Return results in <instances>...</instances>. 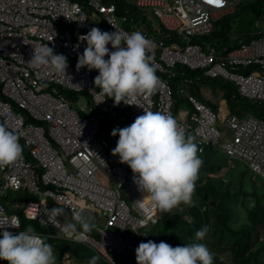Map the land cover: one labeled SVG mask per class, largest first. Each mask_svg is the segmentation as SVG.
I'll use <instances>...</instances> for the list:
<instances>
[{
    "label": "built area",
    "instance_id": "1",
    "mask_svg": "<svg viewBox=\"0 0 264 264\" xmlns=\"http://www.w3.org/2000/svg\"><path fill=\"white\" fill-rule=\"evenodd\" d=\"M244 1L0 0V123L18 134L23 148L20 161L0 167V223L11 227L19 218L20 227L7 230L22 231L23 216L46 229L36 231L39 235L82 244L104 264H136L119 262L116 256L134 255L163 212L138 189L131 169L111 154L118 136L110 133L144 111L171 114L185 134L194 137L198 154L216 147L226 155L228 167L234 159L242 160L253 179H264V120L230 113L223 121L226 130L220 129L217 112L192 94H186L191 105L187 117L174 112L171 80L179 67L198 73L189 77L181 71L180 93L200 78H221L232 83L240 97L264 105V31L247 42L239 38L227 52L210 45L203 49L192 41ZM92 27L141 31L153 42L149 54L161 81L156 93L138 97L132 101L135 105L114 106L94 85L97 70L77 71V57L86 47L78 38ZM46 44L67 57L66 75L71 79L51 66L37 69L27 63L33 48ZM107 47L111 50L110 44ZM81 93L88 95L87 110L71 104ZM20 192L37 200H19ZM53 207L65 209L66 215L57 217L60 223L72 222L73 212L79 211L93 218L96 229L80 241L68 237L48 221L46 209Z\"/></svg>",
    "mask_w": 264,
    "mask_h": 264
},
{
    "label": "clouds",
    "instance_id": "2",
    "mask_svg": "<svg viewBox=\"0 0 264 264\" xmlns=\"http://www.w3.org/2000/svg\"><path fill=\"white\" fill-rule=\"evenodd\" d=\"M78 39L85 41L86 47L77 57V71L81 68L97 70L94 85L113 99L114 106L121 102L135 105L132 101L138 97H151L158 90L161 81L156 75L157 65L149 54L153 42L143 32H108L92 27ZM109 44L111 50L107 47ZM78 47L77 44L74 49ZM27 63L37 69L51 66L56 73L69 77L66 75L67 57L55 54L47 44L33 48ZM110 135L118 136L111 154L118 156L119 162L131 169L133 182L141 192L150 196L153 207L169 212L181 203H193L203 163L198 156L200 149L194 137L186 136L171 114L144 111L130 125L113 128ZM19 139L15 131L0 123V167L22 159L23 148ZM46 212L50 214L48 221L55 228L77 241L86 239L96 229L93 218L82 212L74 211L72 222L68 223L57 220V217L66 215L64 208L53 207ZM19 227V218L11 227L0 223V261L6 264H57V256L47 242V236L39 235L31 226L15 233L7 230ZM209 231L208 225L202 226L195 233V239L203 241ZM135 258L136 264H213V254L204 243L173 247L164 241L148 240L138 245ZM97 261L98 257L93 256L88 264H97Z\"/></svg>",
    "mask_w": 264,
    "mask_h": 264
},
{
    "label": "trees",
    "instance_id": "3",
    "mask_svg": "<svg viewBox=\"0 0 264 264\" xmlns=\"http://www.w3.org/2000/svg\"><path fill=\"white\" fill-rule=\"evenodd\" d=\"M261 1L249 2L248 0L244 4L242 2L233 12L216 19L209 33L195 36L192 41L199 44L203 49H207V45H210L215 50L220 48L221 51L227 52L237 46L239 38L232 40L235 35L244 36L243 41L245 42L258 37V31H264V29L242 34L239 21L237 27L233 26V23L240 16L251 15L253 20L264 18V8L261 6ZM251 69L252 67L248 68L247 71ZM178 70L185 72L186 76L189 77L198 75V73L185 70L182 67H179ZM201 79H210L215 82V85L223 88L232 108V113L238 117H242L245 113H252L264 120V105L250 103L240 97L232 83L218 78L203 77ZM62 92L70 97L73 96L71 91L62 90ZM173 94L175 98L174 112L176 113L180 105V98L175 94V91ZM219 154L220 149L216 147H208L203 154H198L203 163L198 173L196 189L192 198L194 204L188 207L181 203V210L173 211L172 209L169 212H163L157 224V232L152 233L148 240L156 243L164 241L173 247L180 244L204 243L213 254V264H264V204L262 202L264 192H261L262 189L259 187L260 191L257 190L254 185L255 180L248 179L246 174L249 168L240 163L239 160H236L235 169L242 172L237 179H233L231 171L234 168L228 167L225 161L218 159ZM223 170L226 172L217 177L209 176L206 172L219 173ZM23 198L27 199V194ZM250 200L253 201L252 207L248 205ZM237 204H240L241 208H236ZM25 220L21 216L23 228H25ZM35 225V231H46L37 223ZM204 225H208L210 231L203 241H197L195 233ZM56 240H62L61 246L57 249L60 260L64 252H68L79 263L88 264L90 258L93 257L89 253L91 250L79 243L57 238H49L47 242L53 247ZM130 258L136 261L135 254ZM97 264L104 263L98 259Z\"/></svg>",
    "mask_w": 264,
    "mask_h": 264
},
{
    "label": "crops",
    "instance_id": "4",
    "mask_svg": "<svg viewBox=\"0 0 264 264\" xmlns=\"http://www.w3.org/2000/svg\"><path fill=\"white\" fill-rule=\"evenodd\" d=\"M236 38H239V36L238 35H235V37L233 36L232 40H234V39L236 40ZM219 49H216L217 52H223V51H221L222 49H220V50ZM223 49L225 50V48H223ZM175 73H176V75H174V77L172 78L171 83L173 86V90L175 91V94L179 95V96L178 95L177 96L180 98L179 103H181L178 106V109L176 110V116L179 118H186L187 117L188 112L191 110V105H190V103H188L186 101V99H187L186 94H192L198 101H200L206 105H209L210 107H212L217 112L218 118L221 121V126H222V128H224V126H223L224 119L226 118V116L228 114L232 113L233 111H232V108L230 107L229 101L226 98V93L223 90V88H221L219 85H215L214 84L215 82H213V81H207L205 79L203 80L200 78V79L196 80V82L194 84L185 88L183 93H180V90L182 87V74H181V72H179V70H177ZM219 79H221V78H219ZM247 114H252V113H245L242 117H244ZM219 155L220 156H218L217 158L222 160L223 162L225 161L227 163V157L222 151H220ZM236 160H238V159L233 160V166L230 167V168H234L231 171V173L233 172V175H232L233 179L234 178L237 179L238 176H236V174H238L240 176V174L242 172L241 170H239V173H236V170H238V169H235L236 168ZM239 161H240V163L245 164L247 166V164L244 161H242V160H239ZM247 170H249V169H247ZM206 172L208 174H210V171H206ZM213 173H215V172H212V174ZM246 176L251 181L257 180L256 178L253 179L250 176L249 172H247ZM257 190H258V188H257ZM26 194H27L26 192L17 193L16 198L19 200H31V199L23 198ZM27 196L30 198H36L35 200H37V197L34 195L27 194ZM193 204H194V202L192 203V205ZM191 206H188V207H191ZM26 228H27V226L25 225V229ZM151 236H152V233L150 234L149 238ZM147 240L145 242H147ZM59 264H83V263L76 262L74 260L73 256H71L68 252H64L61 256V260H60Z\"/></svg>",
    "mask_w": 264,
    "mask_h": 264
},
{
    "label": "rangeland",
    "instance_id": "5",
    "mask_svg": "<svg viewBox=\"0 0 264 264\" xmlns=\"http://www.w3.org/2000/svg\"><path fill=\"white\" fill-rule=\"evenodd\" d=\"M246 1H248V0H246ZM246 1H244L242 4H244ZM252 1H254V0H249V2H252ZM261 6L264 8V0H262L261 2ZM248 16V17H247ZM246 17H243V16H240L238 19H236L235 21H234V23H233V26H235V27H237L238 26V21H239V23H240V28L242 29V34H245L246 32H256V30H258V29H264V18H260L259 20L258 19H256V20H253L254 18L251 16V15H247ZM250 17V18H249ZM249 20H251L252 22H250ZM245 27H247V28H245ZM235 37V36H234ZM244 36H242V35H239V38H241V39H244L243 38ZM219 79V78H218ZM207 81H211L210 79L209 80H207ZM77 110H80L81 108H83L84 110H87L88 109V95L87 94H85V93H81L80 94V96H79V98H76L75 100H74V102H72L71 103ZM181 104V103H180ZM217 124H218V127L220 128V129H225V128H222V126H221V121H220V119L218 118V122H217ZM226 130V129H225ZM229 133H230V131H228ZM226 171L225 170H223L222 172H219V173H213L212 174V172H210V174H208L209 176H212V177H217V176H221V175H223L224 173H225ZM248 172L250 173V176L252 177V173H251V171H250V169L248 170ZM236 173H239V170H236ZM232 174H233V172H232ZM229 175H230V171H229ZM99 176V178L102 180V175H98ZM236 176H238L239 177V175L238 174H236ZM231 177V176H230ZM257 180L254 182V185H255V187L256 188H258L259 187V189H262V191L261 192H264V179L263 178H261V177H258V176H256L255 177ZM258 189V190H259ZM260 191V190H259ZM27 199H31V200H35L36 198H30V197H28ZM263 204H264V193H263ZM248 205H249V207H252L253 206V201L252 200H250V202L248 203ZM236 208H241V205L240 204H237L236 205ZM177 209L178 210H181L182 209V206L181 205H179V206H177L176 208H174L173 209V211H177ZM69 221H67V223H68ZM212 223V222H211ZM237 224H238V221H237ZM25 225L28 227V226H31V227H33V228H35L36 227V225H35V222L34 221H32V220H28V219H26L25 220ZM157 225L155 226V227H152L151 229H150V232L151 233H156L157 232ZM61 242H62V240H56L55 241V246H53V249H54V253L56 254V256H57V263L59 264V262H60V258L58 257V255H57V249L61 246ZM63 242H65V241H63ZM67 244H69V243H67ZM90 253V255H93V253L92 252H89ZM129 256V257H127L126 258V256ZM132 256V254L131 253H124V254H121V255H117L116 256V259L119 261V262H124V261H128V260H130L131 257ZM126 258V259H125ZM123 260V261H122Z\"/></svg>",
    "mask_w": 264,
    "mask_h": 264
},
{
    "label": "snow or ice",
    "instance_id": "6",
    "mask_svg": "<svg viewBox=\"0 0 264 264\" xmlns=\"http://www.w3.org/2000/svg\"><path fill=\"white\" fill-rule=\"evenodd\" d=\"M217 2H220V0H217Z\"/></svg>",
    "mask_w": 264,
    "mask_h": 264
}]
</instances>
